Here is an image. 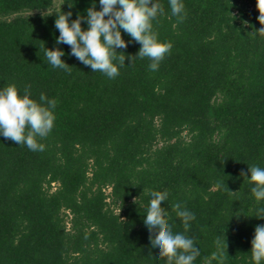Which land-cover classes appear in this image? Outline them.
I'll use <instances>...</instances> for the list:
<instances>
[{
	"label": "trees",
	"instance_id": "1",
	"mask_svg": "<svg viewBox=\"0 0 264 264\" xmlns=\"http://www.w3.org/2000/svg\"><path fill=\"white\" fill-rule=\"evenodd\" d=\"M58 1L0 0V89L57 101L44 151L0 135V264H167L144 224L153 191L168 193L174 233H184L174 204L195 214L184 233L200 250L194 264H255L264 200L240 172L264 168L257 0H182L183 22L158 0L153 31L170 53L157 71L126 58L115 79L56 43L57 12L75 20L99 0ZM122 36L126 56L137 54L140 44ZM57 47L70 74L47 62Z\"/></svg>",
	"mask_w": 264,
	"mask_h": 264
},
{
	"label": "clouds",
	"instance_id": "2",
	"mask_svg": "<svg viewBox=\"0 0 264 264\" xmlns=\"http://www.w3.org/2000/svg\"><path fill=\"white\" fill-rule=\"evenodd\" d=\"M99 4V10L94 2L86 10V16L78 15L75 20L69 19L71 11L57 12L55 27L60 34L56 43L67 44L71 48L70 55L90 67L92 72H100L109 79H115L119 75L126 58L131 60L129 65H134L137 59L147 58L150 61L149 69L157 71L172 48L171 44L161 42L153 31L152 22L164 12L158 0H99ZM169 5L172 15L183 22L187 13L182 0H169ZM257 7L260 12L258 20L264 25V0H257ZM82 21L87 23V29L82 27ZM122 32L127 33L133 42L140 44L137 54L126 56L123 50L128 47V41L123 39ZM256 32L264 36V27ZM118 49L121 51H117ZM63 55L64 52L59 47L46 48L45 51L47 62L53 68L63 69L70 74L71 68L62 60ZM114 61H118V64ZM56 105L55 99H49L44 94L40 95L37 102L30 97L29 88L24 89L23 95L14 84L0 89V135L14 144L26 145L33 152L44 151L45 146L39 140L46 138L54 127ZM240 175L254 185L251 192L256 200H264V168L249 165L247 171L241 170ZM167 198V192H151L144 218L151 246L158 248L159 258H166L167 264H194L200 256V250L195 239L184 233L189 231L195 214L180 203L174 204L173 211L182 220L184 228V233H174L167 218L168 212L162 207V202ZM133 203H137L136 198ZM255 217L264 219V207L257 210ZM215 243L220 247L223 242L217 237ZM251 244L252 259L255 264H261L264 261V224L256 225ZM224 259L222 256L221 264Z\"/></svg>",
	"mask_w": 264,
	"mask_h": 264
},
{
	"label": "rangeland",
	"instance_id": "3",
	"mask_svg": "<svg viewBox=\"0 0 264 264\" xmlns=\"http://www.w3.org/2000/svg\"><path fill=\"white\" fill-rule=\"evenodd\" d=\"M56 4L60 5V1L56 0ZM107 191H109V190L107 189Z\"/></svg>",
	"mask_w": 264,
	"mask_h": 264
}]
</instances>
